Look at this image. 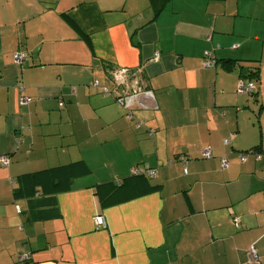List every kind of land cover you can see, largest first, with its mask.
<instances>
[{"label": "crops", "instance_id": "1", "mask_svg": "<svg viewBox=\"0 0 264 264\" xmlns=\"http://www.w3.org/2000/svg\"><path fill=\"white\" fill-rule=\"evenodd\" d=\"M119 68L142 70L158 109L130 115ZM256 70L257 94L238 93ZM2 155L0 264H264V0H0ZM78 161L91 173L70 190L28 189L26 175ZM142 164L158 189L101 207L96 186Z\"/></svg>", "mask_w": 264, "mask_h": 264}, {"label": "trees", "instance_id": "2", "mask_svg": "<svg viewBox=\"0 0 264 264\" xmlns=\"http://www.w3.org/2000/svg\"><path fill=\"white\" fill-rule=\"evenodd\" d=\"M236 47L237 46H234V48H236ZM207 52L209 54H211L209 51L205 52L206 60L208 57V56H206ZM214 59H215V57H214ZM232 63H231V61L230 62L227 61V64H232ZM215 65H216V60H215V63L213 66H215ZM255 69H258V67H256ZM114 71H113V75H114ZM259 75L260 74L256 70L255 72L250 73V76H252V77H250V79H248L249 78L248 76H247L248 77L247 79L242 78L245 81L247 80V81L255 84L254 91H252V93H245L246 95L250 94L252 96L253 95L255 96L257 94V85H256V82H254L252 79L255 78L253 76H257L259 78ZM120 92H118L116 94L118 95ZM154 96H155V94H154ZM155 98H156V96H155ZM157 105H158V103H157ZM134 109H141V108H138V107L132 108L129 111V113L132 117H134ZM156 109H158V106H157V108H154L152 110H156ZM142 110H144V109H142ZM144 124H145V121L139 120L135 126L137 129H140L141 126H143ZM154 132H155V130H152V129L149 130L150 134H154ZM252 151L257 152L255 150H252ZM202 157H203V155H202ZM213 157L214 156L212 153L211 158H205V157H203V158L204 159H212ZM178 158L181 159L183 162L187 161L184 156H181ZM224 158H227V157L221 158V166H222V160ZM184 164H186V162H184ZM146 165L147 164H142V165H136L134 167H139L140 169H144V167ZM150 167L156 168V167H153L151 165H150ZM90 173H91L90 167L85 162L78 161V162H74L72 164H68V165H64V166H58V167L38 171V172L33 173V174H28L25 176L24 180L26 181V183H28V189H30L31 185H39V186H42V189L44 191H46L47 193H60V192H64V191L71 189L72 181L74 178L86 176ZM158 174H159V172H158ZM150 179H154V178L148 174L146 175L145 173H142L141 175L132 174L131 177L123 180V182H121L119 184L116 182L115 183L110 182V183H103V184L97 185L95 193H96V196L99 200L100 206L101 207H110L112 205H117V204H120V203L127 201V200L129 201L130 199H135L137 197H140V195L142 196V195L151 193L153 191H156L158 189V187L157 186H151L149 183ZM135 187L140 188V190H141L140 194H138V195L136 194ZM28 193L31 194L32 192L29 191ZM105 223H106V220H105ZM98 225H100L104 228L103 225H101V224H98Z\"/></svg>", "mask_w": 264, "mask_h": 264}, {"label": "built area", "instance_id": "3", "mask_svg": "<svg viewBox=\"0 0 264 264\" xmlns=\"http://www.w3.org/2000/svg\"><path fill=\"white\" fill-rule=\"evenodd\" d=\"M208 56L206 60V66L211 67L214 65L215 60L214 56L212 54L206 53ZM160 56L159 54L155 55L154 59H158ZM29 54L27 52L22 51H16L13 53V60L15 63L23 64L26 60H28ZM113 80L115 83V87L119 88L122 86L127 87L126 91H119L120 93L117 95L118 102L125 106L127 109L131 110L134 107H138L144 110H152L154 108H157V101L154 96V93L148 89L143 87V80L144 76H142V70L138 69L136 71H133L129 68H119L114 71ZM92 85L98 86L99 80H95ZM255 89V84L249 81L242 80L238 87V93L245 94V93H252ZM22 91H24V88H21ZM104 92H110L109 89L104 88ZM22 103L27 104L29 103V99L26 96L22 97ZM64 103H61V106H63ZM139 126V125H138ZM230 138H227L224 140V144L228 145L230 143ZM246 152H241L240 157L242 162L246 161L247 158ZM256 159L260 160L263 155L254 152ZM203 157L205 158H211L212 157V151L209 148H206L203 150L202 153ZM184 160V159H183ZM185 162V161H184ZM0 164L4 167H9L11 165V158L8 155H2L0 156ZM229 166V160L228 158H224L222 160V167L228 168ZM159 170L157 168H152L150 165H146L144 169H140L139 167H133L131 169V173L134 175H141L142 173H145L146 175H150L153 178H156L158 175ZM187 172V170L185 171ZM18 211H21L20 206H17ZM95 221L98 224L106 226L105 219L103 216H96ZM29 259V254L22 255L20 257V261H26ZM249 261L251 263H255L259 261V255L258 251L255 248V246H251L249 250Z\"/></svg>", "mask_w": 264, "mask_h": 264}, {"label": "rangeland", "instance_id": "4", "mask_svg": "<svg viewBox=\"0 0 264 264\" xmlns=\"http://www.w3.org/2000/svg\"><path fill=\"white\" fill-rule=\"evenodd\" d=\"M214 2L216 1V0H213ZM225 2H228L229 4H230V6L232 7V8H236L237 6H238V0H224ZM241 7H242V12L243 13H245V14H247V13H250V10L248 9L249 8V6H248V2H242L241 3ZM259 14L261 15V14H263L262 12H259ZM244 25V24H243ZM245 26V25H244ZM259 27H257V29H258ZM260 29V28H259ZM22 52H27V51H24V50H21ZM28 53V52H27ZM247 95H250V94H247ZM253 150H255V149H253ZM254 151H247L246 153H253Z\"/></svg>", "mask_w": 264, "mask_h": 264}, {"label": "water", "instance_id": "5", "mask_svg": "<svg viewBox=\"0 0 264 264\" xmlns=\"http://www.w3.org/2000/svg\"><path fill=\"white\" fill-rule=\"evenodd\" d=\"M126 90H127V87L122 86V87L117 88L116 92H119V91H126Z\"/></svg>", "mask_w": 264, "mask_h": 264}]
</instances>
